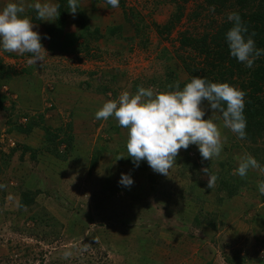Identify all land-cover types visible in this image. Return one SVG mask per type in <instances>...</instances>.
<instances>
[{
	"label": "rangeland",
	"instance_id": "374dc122",
	"mask_svg": "<svg viewBox=\"0 0 264 264\" xmlns=\"http://www.w3.org/2000/svg\"><path fill=\"white\" fill-rule=\"evenodd\" d=\"M90 1L80 0L81 7L102 29L122 17L120 6L112 9L99 3L89 9ZM155 1L126 0V5L164 25L176 4H185V17L168 39L152 32L149 49L138 41L100 40V48L91 49L87 55L75 53L70 47L56 50L52 41L44 38L54 18L51 22L37 19L35 10L27 7L35 0H24L26 14L36 24L34 30L44 38L45 60L29 63L31 53L21 55L0 49V65L11 76L1 83L0 94L7 96L5 106L9 110L16 105L14 113L21 123L28 122L25 114L53 128L72 123L75 149L67 161L52 162L42 155L34 160L31 151L21 161L19 145L26 143L41 149L44 130L38 127L26 137L9 131L10 127L0 122V186L5 187L4 191L0 188V264H264V201L257 189V181L263 180L264 173L250 169V183L231 201L217 190L218 178L221 179L217 172L223 170L226 179L232 180L239 158L245 153L252 155V143L238 139L223 127L221 119L218 126L226 139L220 156L204 160L198 146L192 144L187 153L180 149L168 175H162L149 165L147 171L131 165L123 148L127 128L116 132L114 128L119 124L114 117L95 118L105 101L125 90L132 93L136 80L145 82L154 74L159 78L167 66L178 71L180 80L186 78L182 57L189 53L180 48V37L185 31H203L201 23L208 21L205 15L202 21L187 17L202 2L160 0L156 5ZM7 2L0 0V8ZM75 33L73 25L66 26L64 42ZM124 35L132 36L133 31L127 29ZM202 107L205 119L213 114L207 102ZM9 110L5 115L1 113L0 121L12 113ZM40 114L44 115L42 122ZM17 147L18 151L12 153ZM180 152L187 154L193 165L186 164L185 158L182 161ZM3 154L12 157L7 165ZM96 157L97 163L92 166ZM206 161L210 166L204 165ZM205 167L217 176L212 189L202 171ZM121 173H130L134 178L130 188L120 186L124 196L114 191H118ZM149 175L160 177L162 188L154 186ZM21 182L40 192L34 208L20 210ZM195 205H201L207 219H201L200 224L195 218L197 210H192ZM223 213L230 215L227 224ZM46 220L52 226L47 225L42 234L38 225ZM53 226L59 234L52 232Z\"/></svg>",
	"mask_w": 264,
	"mask_h": 264
},
{
	"label": "trees",
	"instance_id": "16d2710c",
	"mask_svg": "<svg viewBox=\"0 0 264 264\" xmlns=\"http://www.w3.org/2000/svg\"><path fill=\"white\" fill-rule=\"evenodd\" d=\"M53 2L59 6L60 15L54 17L52 22L53 25L46 27L47 29L44 38H47L48 40L50 39L53 46L56 47L55 49L58 51H66L67 48L69 49L70 47V50L75 53L84 52L87 55H90L91 51H93L91 49L98 50L100 48L97 44L100 40H103L106 43L118 40H126L128 42L138 41L137 44L141 45V47L149 49L152 43L150 39L152 32H156L159 37L165 35L164 38L168 39L175 26L185 17V4H180V2H178L175 9L172 11L170 18L164 25H161L154 20L150 21L147 17H144L142 13L135 8H132V6H129L128 8L126 0H120L119 6L123 10L122 17L114 24H105V27H103L104 29H102L99 24L93 22V19H91L89 15L90 13H87V10L82 9L80 0L79 9L75 14L68 11L67 0H53ZM201 2L202 3L197 7L198 9L192 11L187 17L189 19H194L195 21H202V16L205 15V18L208 21L201 23L203 31L198 32V34H192L185 31L180 37V48L189 53L188 55H185L184 58L182 57V70L186 78L183 81L180 80V74L178 71L171 66H167L165 73L158 75L159 78L154 74L145 82L136 80L131 91H133L132 93H135L138 85L144 87L151 86L155 91H163L166 90L169 85H174L176 82H179L181 88H183L184 84L190 81L193 76H206L212 81H226L238 86L245 92L244 100L245 115L247 119V136L244 140L252 143V155L262 166H264V55L257 59L251 68L245 67L243 63L230 56L228 44L225 39L226 31L232 26V22L227 21V15L228 13L235 11L239 12L241 15L243 22L249 29V33H255L253 38L256 41V46L258 48H264V0H201ZM99 3H105L107 7H111L107 4L106 0H91V8L89 9L96 7ZM155 3L157 5L160 4L161 1L156 0ZM213 7L214 11L212 10ZM69 25H73V27L77 29V33L70 36L69 41L66 40L64 42L65 38L62 37L64 36L65 27ZM127 29L133 31L132 36L124 35ZM44 38L42 37V39ZM163 50L164 52L162 53V56L165 57L166 50ZM199 59H201V61ZM10 78L11 76L7 74L4 66L0 65V86L4 79L10 80ZM114 79L115 76H112L113 81ZM6 97L7 96L0 94V115L1 113L2 115L7 114V111L9 110L5 106ZM12 104L14 103L12 102ZM11 107L9 113H12L6 116V119L2 118L0 121H4L2 124L10 127L9 131H17L26 137H30L38 127H41L44 130V143L42 145L43 147H40L41 149L36 148V150L35 148L26 145V143L19 145L21 161H24V155L29 151L32 152L34 160H36L38 155L45 156L52 162H55L57 159L67 161L71 157L75 149V137L72 132V123H68L66 126L53 128L45 125L44 122L43 124L39 121L36 122V116L31 114H25L27 115L25 117L28 118V122L21 123L18 115L14 113L16 105H12ZM39 118L41 119V122L44 121L43 114H40ZM121 128L123 127L116 126L114 129L116 132H120ZM123 148L127 150L126 147ZM17 151L18 147L16 149L14 148L12 153L15 154ZM2 158H4L5 165H7L8 161L12 159L11 155L5 156L4 154L2 155ZM184 158L186 159V164L191 163L193 165L194 161H191V158H189L187 154H182V158L180 159L184 161ZM97 160L98 157L94 158L91 165L94 166L97 163ZM130 163L138 170H148V163L146 160L141 161L137 167L130 157ZM194 165L196 166V162ZM204 165L210 166L207 161ZM217 173V175L221 177V179L218 178L219 183L217 190L221 194H225L230 201L239 194L241 189L247 187L251 181V174L249 172L245 178H241L239 175H233V179L230 181L226 179L224 174H222L223 170ZM148 178H151L154 186L159 184L162 188L163 182L160 181V177L157 175H149ZM153 185L151 189H155L156 191V188H154ZM120 186L121 185L119 184L118 191L115 189L114 191L117 193L119 191L122 192L124 189H120ZM0 188L3 191L5 189L4 186H0ZM18 190L20 193V210L23 211L34 208L37 204L36 198L40 192H35L26 188L22 182L18 185ZM122 193V196H124V192ZM200 195L201 194H198L199 197ZM219 199L221 200L222 197L219 196ZM117 201L121 202L120 200L115 199V202ZM135 206L136 205L134 204L132 205V207ZM200 206L201 205H195L194 209H192L194 212L196 210L198 212L195 217L198 221L197 224H200L201 219L205 217L203 216L204 211ZM47 225L50 227L52 226L47 220L45 222L41 221L38 225V232L45 234ZM52 232L59 234V231H57L54 226ZM106 262L108 263V261Z\"/></svg>",
	"mask_w": 264,
	"mask_h": 264
},
{
	"label": "clouds",
	"instance_id": "9594fccd",
	"mask_svg": "<svg viewBox=\"0 0 264 264\" xmlns=\"http://www.w3.org/2000/svg\"><path fill=\"white\" fill-rule=\"evenodd\" d=\"M106 2L112 9L120 4V0ZM67 5L68 11L75 14L79 0H67ZM27 7L34 9L37 19L42 21L51 22L60 15L59 6L51 0H35ZM227 21L232 22L225 33L230 56L251 68L264 55V48L256 46L255 33H249L239 12L228 13ZM35 27L32 18L26 14L24 0H8L0 8V49L21 55L31 53L29 63H44L46 49ZM244 97L245 92L229 82L193 76L183 88L176 82L163 91L142 85L137 86L135 93L122 91L117 98L105 101L96 111L95 118L107 120L114 117L120 127L127 128V156L132 158L135 166L146 160L154 172L168 175L181 148L186 153L190 145H197L204 160L220 156L226 139L222 138L218 126L221 119L223 127L236 134L238 139L246 138ZM204 101L213 110L207 119L204 118L206 110L202 107ZM250 169L264 173V166L253 155L245 153L239 158L233 174L245 178ZM202 171L208 177V188H214L216 174L209 167ZM118 183L130 188L134 178L130 173H121ZM257 189L260 195H264V180L257 181Z\"/></svg>",
	"mask_w": 264,
	"mask_h": 264
},
{
	"label": "crops",
	"instance_id": "0c3cea01",
	"mask_svg": "<svg viewBox=\"0 0 264 264\" xmlns=\"http://www.w3.org/2000/svg\"><path fill=\"white\" fill-rule=\"evenodd\" d=\"M226 214L225 213H223V215H221V216H225ZM226 216H229V218H227ZM225 216V218H224V222H225V224H227L228 223V221L230 220V215H226ZM206 219V217H204V218H202V220H205ZM207 220V219H206ZM205 220V221H206Z\"/></svg>",
	"mask_w": 264,
	"mask_h": 264
}]
</instances>
